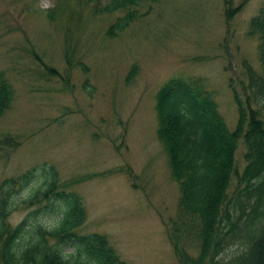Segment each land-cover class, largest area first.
Here are the masks:
<instances>
[{"label": "rangeland", "instance_id": "1", "mask_svg": "<svg viewBox=\"0 0 264 264\" xmlns=\"http://www.w3.org/2000/svg\"><path fill=\"white\" fill-rule=\"evenodd\" d=\"M110 1L0 0V77L7 90L0 182L52 166L57 188L77 193L84 206L76 231L105 235L127 264H228L264 217L257 206L264 193L257 201L239 199L243 222L236 234L221 230L241 241L212 258L208 240L219 228L211 235L182 229L180 186L157 133V95L179 77L213 100L230 146L212 210L222 216L231 201L230 213H241L237 190L264 186V146L256 142L253 151L248 139L254 120L264 126V111L251 110L255 100L245 87L249 70L261 69L260 38L249 21L264 0H122L106 12ZM122 19L128 21L118 29ZM37 183L17 195L9 227L40 205L23 201Z\"/></svg>", "mask_w": 264, "mask_h": 264}, {"label": "trees", "instance_id": "2", "mask_svg": "<svg viewBox=\"0 0 264 264\" xmlns=\"http://www.w3.org/2000/svg\"><path fill=\"white\" fill-rule=\"evenodd\" d=\"M137 1L125 0L127 4H136ZM121 2L111 0L104 11L117 10ZM127 21L119 20L117 28L123 29ZM249 25L260 38L261 69L260 72L249 70L245 87L251 99L255 100L251 110L257 108L264 111V6L250 18ZM6 97V86L0 77V110ZM156 109L159 117L157 133L168 150L172 174L181 190L179 216L182 229H196L198 235L204 230H210V234L211 230L214 232L219 228L217 235H213L215 238L208 240L211 256L216 259L225 247L241 241L236 240L234 234H222L221 230L222 227L227 228L236 234L243 222L245 204L239 199L251 197L255 201L260 200L264 186L255 193L247 185L239 188L235 194L241 213L231 214L234 203L229 201L222 216L216 209L215 216L212 209L216 203L211 200L220 199L218 190L223 186L225 170L218 169L223 163L222 153L230 146V136L223 128L215 103L208 95L202 94L195 82L176 77L160 89ZM263 137L264 126L254 120L248 138L253 151L256 142L264 146ZM251 177H247L245 182ZM33 181H38V185L23 201L37 199L40 205L16 226L9 227L6 218L19 203L17 195ZM56 184L57 173L50 165L31 168L16 179L8 178L0 182V264H127L113 251L105 235L76 231L86 216L82 201L77 193L58 189ZM257 204L264 214V205L261 206L260 201ZM47 218L51 220L47 222ZM252 229L247 231V236H242L244 251L228 264H264V217Z\"/></svg>", "mask_w": 264, "mask_h": 264}]
</instances>
